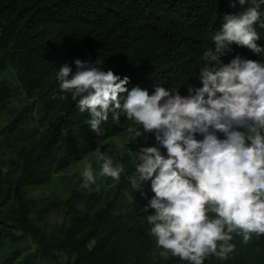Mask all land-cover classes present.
I'll use <instances>...</instances> for the list:
<instances>
[{"label":"trees","instance_id":"trees-1","mask_svg":"<svg viewBox=\"0 0 264 264\" xmlns=\"http://www.w3.org/2000/svg\"><path fill=\"white\" fill-rule=\"evenodd\" d=\"M8 71L52 119L0 168V264H264V210L252 208L264 205V0H0L2 102ZM122 133L134 145L113 197L93 211L72 191L68 228L41 229L26 190ZM154 158L156 198L179 204L165 199L170 224L117 204ZM233 159L235 180L211 205L207 163L219 173Z\"/></svg>","mask_w":264,"mask_h":264},{"label":"rangeland","instance_id":"rangeland-1","mask_svg":"<svg viewBox=\"0 0 264 264\" xmlns=\"http://www.w3.org/2000/svg\"><path fill=\"white\" fill-rule=\"evenodd\" d=\"M14 78L12 71L6 72L2 78L10 91V96L4 102L0 101V168L4 173L7 172L9 166L11 167L9 160H16L19 157V149L30 146L33 140L45 131L52 119L50 113L42 110L44 107L40 108L39 97L28 98L19 93ZM244 86L248 91L252 89L251 76L244 81ZM22 114H25V118L19 122ZM12 122H15L16 128L10 132L6 131V127ZM135 132L142 133L139 126ZM133 145L127 133L119 134L99 143L83 159L72 164L65 171L54 175L49 181L27 189L25 199L32 202L33 216L39 221V227L54 238L61 236L60 228L66 229L70 225L61 203L71 195L72 191L79 192L78 195L84 197L82 201H86L89 197L86 204L83 203L82 206L87 209L90 206L93 211L104 201L110 200L115 194L118 180L126 166V158L133 151ZM147 162L151 166L149 175L144 177L136 174L133 178L127 179V187L117 204L126 212L132 211V208L138 205L141 209L139 212H147L151 221L157 223L159 218H163L164 224H170L175 220L173 216L175 212L165 210V205H167L165 199L170 201V207L179 206V204L169 193L163 195L162 199L156 198L154 189L161 185L162 179L159 177L162 167L155 158ZM201 162L197 155H193L189 166H199ZM236 162L238 161L235 159L228 160V167L219 173L212 170V164L207 163V174L212 173V179L207 181L209 187L207 193L204 194V199L209 200L211 205L221 203L226 198L224 191L226 192L228 185L234 182V171H238V168H234ZM188 171L186 170L183 174L191 173ZM96 199L99 203H95ZM252 208L257 216L264 210V205L260 201L252 202ZM13 209H15L13 201H9L3 207L7 213ZM44 210L50 214L43 213ZM259 217H263L262 214L257 218ZM217 219L218 217L215 222L218 226H213L211 235L215 233L218 235L221 232Z\"/></svg>","mask_w":264,"mask_h":264}]
</instances>
